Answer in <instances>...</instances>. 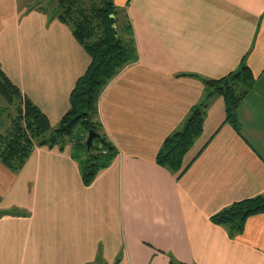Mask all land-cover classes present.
Listing matches in <instances>:
<instances>
[{
	"label": "crops",
	"instance_id": "0c3cea01",
	"mask_svg": "<svg viewBox=\"0 0 264 264\" xmlns=\"http://www.w3.org/2000/svg\"><path fill=\"white\" fill-rule=\"evenodd\" d=\"M137 60L102 90L98 121L117 154L84 186L71 146L0 164V264H264V213L230 236L210 217L264 193V0H111ZM33 0H0V70L54 127L90 63L66 25ZM248 67L256 82L202 132L172 173L155 161L204 95V81Z\"/></svg>",
	"mask_w": 264,
	"mask_h": 264
},
{
	"label": "trees",
	"instance_id": "16d2710c",
	"mask_svg": "<svg viewBox=\"0 0 264 264\" xmlns=\"http://www.w3.org/2000/svg\"><path fill=\"white\" fill-rule=\"evenodd\" d=\"M46 10L69 27L90 63L76 80L69 95V108L54 127L0 70V101L4 102L0 112L6 122L0 129V164L18 172L35 148L63 152L69 145L71 156L79 164L82 183L89 186L117 154L98 121L97 102L105 86L137 60L132 30L121 17L118 21L120 14L111 0H56L55 6ZM110 16L114 17L115 32ZM255 82L243 63L220 79L205 80L202 101L191 109L181 128L164 139L155 156L156 163L172 173L181 172L185 154L202 132L205 109L213 96L223 99L225 122L239 133L238 109ZM89 131L97 136L87 151L85 138ZM260 213H264V193L231 204L211 216L210 221L225 227L233 236L250 216ZM169 264L180 263L170 259Z\"/></svg>",
	"mask_w": 264,
	"mask_h": 264
},
{
	"label": "rangeland",
	"instance_id": "374dc122",
	"mask_svg": "<svg viewBox=\"0 0 264 264\" xmlns=\"http://www.w3.org/2000/svg\"><path fill=\"white\" fill-rule=\"evenodd\" d=\"M34 1H35V4H34L33 8L39 7V8H46V9L54 7L55 2H56V0H33V2ZM120 17H121L120 15L117 17L119 22H120V19H119ZM3 104H4V102L0 101V110L2 109ZM1 116L2 115L0 112V129H2L6 124L5 120H3V118ZM86 138H85V140H86Z\"/></svg>",
	"mask_w": 264,
	"mask_h": 264
},
{
	"label": "water",
	"instance_id": "95a60500",
	"mask_svg": "<svg viewBox=\"0 0 264 264\" xmlns=\"http://www.w3.org/2000/svg\"><path fill=\"white\" fill-rule=\"evenodd\" d=\"M110 20H111V27L113 29V31L115 32V24H114V17L110 16ZM97 136L96 133H94L93 131H89L87 138L85 140V145H86V150L88 151L91 144H92V140Z\"/></svg>",
	"mask_w": 264,
	"mask_h": 264
}]
</instances>
